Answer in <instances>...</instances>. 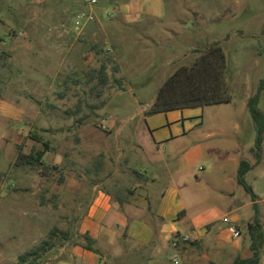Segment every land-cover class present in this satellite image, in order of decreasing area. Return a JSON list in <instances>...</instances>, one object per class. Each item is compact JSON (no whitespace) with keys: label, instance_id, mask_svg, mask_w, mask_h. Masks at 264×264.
<instances>
[{"label":"crops","instance_id":"crops-1","mask_svg":"<svg viewBox=\"0 0 264 264\" xmlns=\"http://www.w3.org/2000/svg\"><path fill=\"white\" fill-rule=\"evenodd\" d=\"M134 2L138 5L141 0ZM134 6V3L119 5L118 22L135 26L150 42L154 28L166 31L151 13L142 20L138 12L131 13ZM44 24L36 16L25 19L26 34L17 37L12 30L10 45L3 52L11 68L8 70L20 74L21 85H28L26 89L37 94L44 89V77L53 83L56 74L63 70L76 79L82 78L93 59L85 37L42 35L38 30ZM148 51L150 58L161 56L159 51ZM46 58L53 59L56 72L52 64L45 66ZM248 97L245 94L241 99L242 108L247 107ZM153 101H138V113L127 118L107 114L104 131L90 121V116L78 112L71 114L65 125H46V121L54 123L44 117L41 108L43 103L50 105L48 101L38 99L39 107L32 112L27 110L32 101L21 100L19 108L13 102L5 103V118H28L29 122L40 123L37 131L48 132L51 127L56 132L53 137L67 140V149L56 152L51 165L45 160L48 140L40 139V135L37 141L47 144L37 149H44L41 161L49 165L44 168L55 169L59 173L57 181H68L72 200L77 203L73 238L87 235L95 251L84 246L82 239L77 242L71 238L68 245L59 247L58 256H53L58 258L67 253L71 261L57 264H138L140 259L146 264H163L161 254L168 248L179 264H232L236 258L252 255L248 228L255 214L261 231L259 264H264V131L261 157L255 163L249 157L256 130L251 131V136L249 131L247 139L237 137L239 113L205 116L204 105L146 114ZM242 159L250 163L244 178L254 199L237 181ZM62 162L66 174L62 173ZM237 183L245 192L241 198L236 197ZM185 194L197 202V214L208 213L210 203H217L226 209L232 207V211L245 210L247 220L242 227L237 224L238 215H233V224L227 227L215 225L214 219L196 222ZM233 227L240 233L236 237L232 235ZM177 234L186 235L189 242L171 246L170 241ZM97 256L99 261L95 262Z\"/></svg>","mask_w":264,"mask_h":264},{"label":"rangeland","instance_id":"rangeland-1","mask_svg":"<svg viewBox=\"0 0 264 264\" xmlns=\"http://www.w3.org/2000/svg\"><path fill=\"white\" fill-rule=\"evenodd\" d=\"M122 3H134V10L130 11L141 14L140 20L151 13L164 24L166 31L154 28L150 42L135 26L118 22L121 17L118 6ZM88 11L94 19L80 29L75 14ZM110 14L113 16L109 17ZM30 16L43 19L45 24L38 30L42 35L85 37L93 55L90 69L106 61L107 83L98 84L96 79L87 82L86 75L76 79L62 70L53 83L44 77V89L38 94L26 89L28 85L22 86L20 74L9 71L3 52L10 45L12 30L17 37L26 34L23 22ZM0 19L6 21H0V264H25L31 260L40 264L70 262L67 253L58 258L53 256H58L59 247L68 245L73 238L78 220L77 203L72 200L68 181H57L59 173L55 169L20 166L15 162L18 147L25 152L43 147L36 138L40 135V139L48 140L45 160L51 165L56 152L67 149V140L53 137L56 132L51 127L48 132L37 131L40 123L29 122L28 118H5L6 102H13L19 108L21 100L32 101L27 107L32 112L34 107H39L38 99L48 101L50 105L43 103L41 108L44 117L48 116L54 123L46 121V125H65L68 117L78 112L90 116V121L104 131L107 114L118 118L137 114L138 101L153 100L160 83L177 66L191 64L200 50L217 41L225 55V81L231 99L206 105L204 115L239 113L237 137L240 139H247L249 131L251 136L255 129L248 108L241 107V99L245 94L253 95L264 77V0H141L138 5L134 0H96L93 5L87 0H0ZM147 49L159 51L161 56L150 58ZM51 64L56 72L53 59L46 58L45 66ZM257 106L264 114V90ZM239 152L248 155L246 151ZM249 158L255 161L253 154ZM60 165L66 174L64 163ZM243 191L237 183L236 197H243ZM185 197L196 222L214 219L215 225L227 227L233 224V215H238L240 221L236 223L242 227L247 220L245 210L232 211V207L226 209L217 203H210L208 213L197 214L195 199L186 194ZM223 217L229 222H224ZM73 240L82 241L78 236ZM29 251L34 252L27 256L26 262L20 261L19 255ZM34 255L39 257L35 259ZM172 258L171 248L162 251L163 264H179ZM98 261L97 256L95 262ZM138 264L146 263L140 259Z\"/></svg>","mask_w":264,"mask_h":264},{"label":"trees","instance_id":"trees-1","mask_svg":"<svg viewBox=\"0 0 264 264\" xmlns=\"http://www.w3.org/2000/svg\"><path fill=\"white\" fill-rule=\"evenodd\" d=\"M225 65L226 60L221 44L217 41L211 42L207 47L199 51V54L191 64L177 66L160 83L154 101L145 113L153 114L173 109L203 107L204 105L228 102L231 99V94L225 81ZM86 76L88 82L96 79V83L106 84L108 81L106 61H102L97 67L91 68L86 72ZM263 90L264 77L259 80L256 92L247 99V108L255 123L256 130L255 142L251 148L255 163L261 157V137L264 131V114L257 106ZM46 144V142H43L44 146ZM43 154L44 149H33L25 153L18 147L15 162L17 165L28 164L31 166L41 165L42 167H49V165H45L41 161ZM249 168V161L240 160L237 181L254 199L255 195L244 178V174ZM248 229L251 238L252 255L248 258H236L232 264H259L258 243L261 238V231L256 214ZM78 237L84 241V246L95 251L87 235H78ZM32 252L34 251L19 255V260L25 261ZM38 257L39 255H34L35 259ZM25 264L40 263L31 260Z\"/></svg>","mask_w":264,"mask_h":264},{"label":"built area","instance_id":"built-area-1","mask_svg":"<svg viewBox=\"0 0 264 264\" xmlns=\"http://www.w3.org/2000/svg\"><path fill=\"white\" fill-rule=\"evenodd\" d=\"M89 5H93L96 3V0H87ZM113 16L112 14L109 15V17ZM94 19V16L93 14L91 13V11H88L84 14L80 13V12H77L75 14V22L76 24H78L80 27V29L82 28V26L87 23L88 21H92ZM223 221L224 222H229V219L227 217H223ZM240 233H239V230L236 229L235 227L232 228V235L233 236H238ZM189 242V239L186 235H182V234H177V235H174L170 241V244L171 246L173 247H177L179 244L181 243H188ZM172 260L174 262H177L178 259L176 257H173Z\"/></svg>","mask_w":264,"mask_h":264}]
</instances>
